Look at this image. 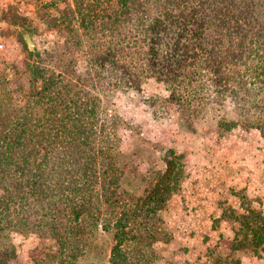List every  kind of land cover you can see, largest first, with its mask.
<instances>
[{
	"label": "trees",
	"instance_id": "obj_1",
	"mask_svg": "<svg viewBox=\"0 0 264 264\" xmlns=\"http://www.w3.org/2000/svg\"><path fill=\"white\" fill-rule=\"evenodd\" d=\"M65 1L60 15L40 13L62 44L30 50L36 81L25 107L13 102L7 79L0 74V264H16L12 234L31 231L58 241L67 263L76 259L90 218L83 210H90L94 195L108 207L121 202L109 222L115 264L127 258L125 240L140 252L156 240L169 239L162 211L178 185L182 165L174 164L163 174L156 169L145 173L141 190L110 173L117 153L112 152L109 127L100 126L104 137L96 150V121L87 117L94 109L69 97L74 84L62 74H68L65 64L74 66L72 57L63 61L73 49L85 50L91 82L110 72L115 84L138 87L153 76L174 86L170 98L182 105L188 100L185 94L210 84L216 100L228 94L239 118L264 132V0ZM50 62L60 72L46 75ZM188 103L192 111L181 113L184 120L205 104ZM235 193L248 211L231 208L223 216L238 220L241 228L249 226L259 245L264 242V214L252 206L244 189ZM254 200L261 204L259 197Z\"/></svg>",
	"mask_w": 264,
	"mask_h": 264
},
{
	"label": "rangeland",
	"instance_id": "obj_2",
	"mask_svg": "<svg viewBox=\"0 0 264 264\" xmlns=\"http://www.w3.org/2000/svg\"><path fill=\"white\" fill-rule=\"evenodd\" d=\"M49 1L52 3L44 8ZM65 4V0H0V40L5 43L4 48L0 50V74L5 75L13 102L20 107H25L30 101L29 94L33 91L36 81L33 80L31 72L34 58L30 56V50L43 47L50 49L53 46L58 48L62 44L56 29L49 25L40 13L47 10L48 13L60 15ZM64 24L63 28L67 30ZM56 37L59 39L58 42L55 41ZM84 51L75 48L71 55L65 56L63 61L66 62L68 57H72L74 66L65 64L68 74L64 72L62 74L74 84L69 97L73 95L81 106L86 102L88 108L94 109V113H88L87 117H94L96 121L94 128L96 127L97 132L92 142L96 150L99 149L101 138L104 137V134L99 132L100 126L106 123L109 127V138L115 143L112 152L117 153L109 167L110 173L121 177L119 179L127 184L130 183L129 188L141 190L145 185L142 178L145 173L156 169L163 174L174 164L182 165L178 185L171 191L162 211L161 224L168 229L169 239L156 240L140 252L130 249L129 240H125L122 249L127 258L121 259L118 264H166L162 263L164 258L168 264L177 262L192 264L189 244L190 240L196 244V239L201 244L211 238L215 239L212 243L209 242L211 246H205L200 250L203 256L197 254V259L201 256L206 257L200 264H215L217 260L227 261L231 255L233 259L240 252L247 254L251 248L246 249L250 246L238 249L242 244L252 241V234L246 231L247 226L241 228L239 221L232 217L226 218L225 221H217L214 216L216 209L207 216L211 219L210 224L216 228L213 233L203 232L199 239L194 235V228L187 230L182 229V226L187 225L184 215L192 222L198 218V215L187 211L189 204L185 199L203 197L202 192L198 191H205L204 180L209 178L208 175L219 183L225 185L227 183V186L230 181H235L234 183L246 181V185L248 182L254 186L251 189L254 196L264 197V132L261 128L246 125L239 118L233 98L228 94L220 97L222 101L216 100L217 93L210 84H204L196 93L192 90L185 94L188 98L187 103H194L196 106L199 101L200 104H205L197 115L184 120L181 113L192 111V108L188 107L186 102L182 105L176 98H170L174 86L165 80L149 76L142 79L138 87L124 84L123 81L117 85L114 76L108 72L98 81L91 82ZM46 66L49 69L46 75L60 72L59 67L53 65V62ZM199 78L201 82L205 79L202 75ZM37 81L40 83L42 80L39 78ZM177 92H180L179 88ZM198 95L202 97L199 99ZM252 160L255 162L253 166ZM95 165L99 171L102 165L99 156ZM245 168L251 172V176L247 175V178L244 176L247 172ZM155 179L156 176H153V182ZM234 187L225 186L218 191L215 197L225 202L231 197L232 201L221 204L217 210L229 206L240 210L236 198L239 196L232 190L236 189ZM172 197H177L178 203L180 202L177 213L172 210V202L170 205ZM215 197L211 205L215 202ZM91 202L90 210H83L90 218L81 236L82 252L76 259L67 263L58 241L53 237H41L31 231L27 234L13 233L11 236L16 246V264H115L112 260V246L115 241L109 222L119 212L121 202L110 203L108 207L101 197L95 195ZM262 207L264 209V198ZM94 218L97 221L95 225L91 221ZM203 220L204 218L202 222ZM103 223L109 227L104 228ZM237 227L243 229L238 232V236L226 235L224 238L227 230H235ZM172 238L178 239L177 244L164 250L163 247H166L164 243L170 242ZM161 242L163 245H160ZM64 250L67 251V248ZM162 251L168 256H164ZM220 252L230 253L220 255ZM263 261L261 264H264Z\"/></svg>",
	"mask_w": 264,
	"mask_h": 264
},
{
	"label": "crops",
	"instance_id": "obj_3",
	"mask_svg": "<svg viewBox=\"0 0 264 264\" xmlns=\"http://www.w3.org/2000/svg\"><path fill=\"white\" fill-rule=\"evenodd\" d=\"M252 158H253V154H252ZM253 165H255V162H253V160H252V166ZM251 167H248V168L250 169ZM245 169L247 170V172L244 173V176H245V178H247V175L251 176V172L249 171V169H247V168H245ZM255 172H257V171H255ZM255 172H254V174H255ZM208 177H209L208 179L204 180L205 191H203V190L198 191V192H202L201 194L203 195V197H188L185 199V202L189 204V208L187 209V211L190 214H194L195 216L198 215V218L195 219V222H192L190 220V218L188 219L184 215V218L186 220L185 224H187V225L186 226L184 225L185 227L182 226V229L187 228V230H189L190 228H194L195 229L194 235L198 236L199 239H201V237H202L201 234H203V232H208L211 234L216 230V228H214L210 224L211 219L207 218V216H209L210 214L213 213L214 209H216V211H215L216 214L214 216L217 219V221H221V220L225 221L226 218H228V216L224 217L223 213H224V211H228L231 208L234 209L236 212L246 213L248 210L246 207L241 205V198L240 197H236L238 199V205H239L240 210L236 209L233 206H229L228 208L222 207L219 210H217L221 204H225L227 202L232 201L231 197H229L228 201H226V202L222 199L221 200L218 199V197H215L218 194V191L225 188V186L226 187L235 186L234 188H236V189H232L233 192H236L240 189H244L247 192L248 196L252 198V206L261 208L262 213L264 214V209L262 207V199L264 197H259L261 199V204L258 201L254 200L258 196L253 195V193L251 192V189H253L254 186L249 185L248 182L246 185V181L241 182V183H234L235 181H230L229 185L227 186V183H226V185H225V183H221V182L219 183V181L214 180V178H212L211 175H208ZM211 178H212V180H211ZM249 190H250V192H249ZM205 195H208V197H205ZM214 197H215V202L211 205V202L214 201ZM176 198L177 197H172V199L170 200V205L172 202V205H171L172 210L177 213L178 205L180 202L178 203V199H176ZM195 202L196 203L199 202V203L196 204ZM175 208H177V209L175 210ZM202 218H204L203 222H202ZM189 222H191V224ZM247 227H248V229L246 231H247V233H249V226H247ZM226 229H228V228H226ZM238 229H239V227H237L235 230H232V229L227 230V232L224 235V238L226 237V235H230V236L232 235L234 237L238 236L239 235L238 232L241 231V230L237 231ZM213 240H215V239L211 238L210 240H208L207 242H205L203 244H201V242L198 243L197 239H196V241H197L196 244H194L193 241L190 240V242H191L189 244L190 248H191L190 259L192 260V264H200L203 260L206 259V257H202L203 253H201L200 250H202L205 246H211L212 244H209V242L212 243ZM236 240H238V239L236 238ZM177 242H178L177 238H172L170 242L164 243L166 247H163V246L162 247L165 250V249H168L169 247H174L177 244ZM216 242H222V241H216ZM160 245H163V242H161ZM247 246H250V247L247 248ZM242 248H247L246 250H248L250 248L251 249L249 252H247V254L240 252L237 255L238 257L236 256L232 259V255H231L227 261H223V262L220 261V262H217L215 264H233V263L234 264H261V262L264 260V242H262L259 245H256L254 243L253 235H252V241L245 243V244H242L241 246L238 247L239 250H241ZM255 248H256V251H255ZM162 253L164 254V256H168V254L166 252L162 251ZM228 253H230V252H225V253L220 252V255L221 254H228ZM197 254H201L202 255L201 258L197 259ZM162 263L168 264L166 258H164L162 260ZM174 263H175V261H174ZM177 264H178V262H177Z\"/></svg>",
	"mask_w": 264,
	"mask_h": 264
},
{
	"label": "built area",
	"instance_id": "obj_4",
	"mask_svg": "<svg viewBox=\"0 0 264 264\" xmlns=\"http://www.w3.org/2000/svg\"><path fill=\"white\" fill-rule=\"evenodd\" d=\"M5 46V43L3 41L0 40V50L3 49Z\"/></svg>",
	"mask_w": 264,
	"mask_h": 264
}]
</instances>
